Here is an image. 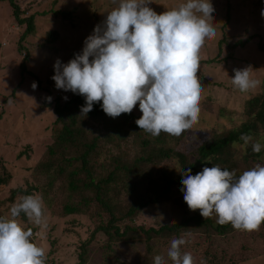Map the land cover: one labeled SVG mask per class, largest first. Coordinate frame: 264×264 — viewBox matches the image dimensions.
<instances>
[{
	"label": "rangeland",
	"instance_id": "rangeland-1",
	"mask_svg": "<svg viewBox=\"0 0 264 264\" xmlns=\"http://www.w3.org/2000/svg\"><path fill=\"white\" fill-rule=\"evenodd\" d=\"M15 2L21 10L26 11L24 17L34 15L35 30L32 36L21 42L22 49L19 51L20 36L25 26L17 24L4 1L0 3V159L3 161L4 171L9 172L12 177L8 186L0 188V216H10L11 206L18 201L19 197L13 202L7 201L12 189L34 186L37 188V193L34 194L43 199L45 223L43 226H36L26 215L18 220L26 230L34 229V234L39 233L33 239L46 251L45 264L79 263L81 246L89 240L85 247L84 264H138L144 251L142 245L129 247L130 245H124L122 241L111 239L102 233H96L92 238L95 220L87 211L83 210L87 214L62 216L63 206L72 200L67 197L63 181L65 177L57 176L54 172L57 167L63 166L62 153L50 158L53 165L49 176L39 170V165L44 164L47 148L54 140L53 130L60 129L61 126L55 122V100L63 106L79 95L56 88L52 79L55 75V62L59 59L62 64H67L76 54L82 53L86 38L118 6V0ZM184 2L186 0H151L149 7L157 14H162ZM211 2L215 11L210 22L216 30V36L212 40H206L199 54L200 68L197 76L203 87L199 102L200 113L198 122L187 129L188 134L183 141L184 146H190L191 149L201 143L209 134L210 128L220 129L240 124L246 99L251 95L261 94L264 90V50H260L261 46L264 47V15L261 14L264 0ZM53 37L55 40L51 41L50 38ZM241 44L243 46H239ZM22 65L25 66L24 71ZM246 67H251L252 78L259 79L261 84L254 91L244 93L234 87L232 77L234 69ZM34 82L37 84L35 89L32 87ZM48 97H52L51 101ZM64 97L68 99L65 100ZM220 106L225 109L224 114L219 113ZM131 113L142 116L139 103ZM231 121L235 123L229 124ZM122 126L128 136L118 143L120 149L117 145L111 146L101 158L108 159L118 152L132 158L142 148V143L148 140L144 135L135 137L126 125ZM75 127L84 133L86 139L104 137L112 129L111 124L86 120L77 121ZM168 165L177 167L174 161ZM203 168H199L197 173ZM182 187V184L171 187L165 200L143 209L135 218V224L144 229H158L180 222L185 214H195V211L183 207L185 201L180 190ZM148 195L154 196L153 193ZM210 218L217 221L215 213ZM209 233L214 237H206ZM249 233L244 236L242 243H247L260 253L264 252V230ZM139 236L130 234L129 238ZM219 237L206 225L200 226L191 238L193 241H200L202 247L198 251L188 243V253L195 255L198 252L201 257L203 249L210 243L212 246L208 251L212 255L213 249L224 246V241ZM106 243L110 244V248L105 249ZM167 251V248L161 249L160 255L165 257L167 264H172L166 255ZM211 255L208 254L207 257ZM241 264H264V253Z\"/></svg>",
	"mask_w": 264,
	"mask_h": 264
},
{
	"label": "clouds",
	"instance_id": "clouds-1",
	"mask_svg": "<svg viewBox=\"0 0 264 264\" xmlns=\"http://www.w3.org/2000/svg\"><path fill=\"white\" fill-rule=\"evenodd\" d=\"M150 4L151 0H118V6L86 38L82 53L67 64L57 59L52 79L57 89L86 98L82 115L87 116L100 101L113 118L130 114L139 103L142 116L135 123L141 130L154 137L161 132L180 137L198 122L203 91L197 76L199 54L206 40L216 36L210 22L215 10L211 0H186L162 14ZM234 73L232 84L241 92L254 91L261 84L252 78L251 67ZM240 139L246 146L252 138L242 135ZM262 147L255 142L252 151L259 153ZM175 169L183 177L184 201L205 220L215 213L221 226L230 223L249 232L264 223V165L257 163L240 175L219 166L204 167L195 175L191 168ZM43 209L42 197L25 195L11 206L10 216H0V264H45L46 251L33 239L39 233L26 230L18 220L24 213L30 222L43 226ZM186 243L183 236L172 238L167 251L172 264H194L191 253L181 252ZM154 264L167 261L157 255Z\"/></svg>",
	"mask_w": 264,
	"mask_h": 264
},
{
	"label": "trees",
	"instance_id": "trees-1",
	"mask_svg": "<svg viewBox=\"0 0 264 264\" xmlns=\"http://www.w3.org/2000/svg\"><path fill=\"white\" fill-rule=\"evenodd\" d=\"M2 1L11 9L17 24L25 26L18 47L21 51V42L34 33V15L24 17L26 11L21 10L15 0H0V3ZM50 40L54 41L55 38ZM260 50L263 51L264 47L261 46ZM22 67L24 71L25 66ZM68 103L61 106L55 100L53 107V113L57 116L55 122L61 126L60 129L53 130L54 140L46 151L48 160L45 157L44 164L38 167L42 173L49 176L53 165L50 158L58 153L64 156L63 166L54 170L57 176L65 177L63 181L67 197L72 199L71 203L63 206L62 216H77L87 214L83 210L87 211L95 220L92 238L94 234L102 233L111 239L122 241L124 245H130L129 247L142 245L144 251L138 264H154L153 256L160 255L161 249H168L171 238L181 236L186 238L187 243L181 246L182 253H188V243L199 251L202 243L193 241L191 236L202 225H206L220 236L219 239L224 241V246L213 249L211 255L208 249L212 244L209 243L208 247L203 249L201 257L198 252L192 255L194 264H241L264 253L258 252L247 243H242L244 236L250 234L249 231L236 230L230 223L221 226L211 218L205 220L199 210L193 215L185 214L178 223L164 225L158 229H144L134 222L143 209L165 200L171 187L182 184V174L175 172L176 169L170 167L169 162L174 161L177 167H182L184 171L191 168L193 175L199 168L206 166H219L221 169L234 170L240 175L257 163L264 165V147L259 153L252 151L253 143L260 142L264 145V90L261 94L251 95L246 99L240 124L228 126L223 124L224 128L220 129L210 128L209 134L194 149L183 144L188 134L187 130L180 137L164 132L154 137L141 130L135 123L140 116L124 113L115 118L110 117L103 111L102 101L94 103L93 110L87 116L82 115L81 108L86 104V98L82 95L75 96ZM71 104L73 105L70 108ZM224 111L225 109L220 106L219 113L224 114ZM79 120L111 124L112 129L104 137L86 139L84 133L75 127ZM231 123L235 122L231 121L229 124ZM122 125H126L135 137L144 135L148 140L142 143V148L132 158H127L123 152H118L108 159L101 158L100 156L111 146L119 147L120 140L128 136ZM242 135L252 138L246 146L240 139ZM234 144L237 146L234 147ZM11 179V174L4 171L3 161L0 159V188L8 186ZM36 191L37 188L31 185H26V188L17 187L10 191L7 201L13 202L16 197L33 195L37 193ZM149 193H153L154 196H149ZM183 207L189 208L186 202ZM20 217L25 218V214L21 213ZM260 230H264V223L261 224ZM130 234L140 236L130 239ZM206 237L214 236L209 233ZM163 239H169V242H160ZM89 242L90 240L81 246L82 251L78 254L77 264H84L85 247ZM107 247L110 248L109 243H106L105 249ZM208 254L213 259L211 256L207 257Z\"/></svg>",
	"mask_w": 264,
	"mask_h": 264
}]
</instances>
